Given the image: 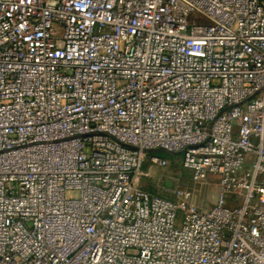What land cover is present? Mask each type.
<instances>
[{
    "label": "built area",
    "instance_id": "2783aa9c",
    "mask_svg": "<svg viewBox=\"0 0 264 264\" xmlns=\"http://www.w3.org/2000/svg\"><path fill=\"white\" fill-rule=\"evenodd\" d=\"M0 264H264V0H0Z\"/></svg>",
    "mask_w": 264,
    "mask_h": 264
},
{
    "label": "rangeland",
    "instance_id": "374dc122",
    "mask_svg": "<svg viewBox=\"0 0 264 264\" xmlns=\"http://www.w3.org/2000/svg\"><path fill=\"white\" fill-rule=\"evenodd\" d=\"M153 155L165 159L167 166L163 168H154L150 171L149 176H143L140 185L144 189L158 193L162 196L171 197V192L176 184L185 185L188 181L185 173L181 170L180 159L178 154H169L166 152H157ZM151 165L147 162L143 166V172H149ZM196 198L199 206L203 209L212 205L216 198V188L212 183L207 186H196Z\"/></svg>",
    "mask_w": 264,
    "mask_h": 264
},
{
    "label": "water",
    "instance_id": "95a60500",
    "mask_svg": "<svg viewBox=\"0 0 264 264\" xmlns=\"http://www.w3.org/2000/svg\"><path fill=\"white\" fill-rule=\"evenodd\" d=\"M147 152L153 154V153H157V152H166V151L163 149H157V150H148ZM169 154H171V153H169Z\"/></svg>",
    "mask_w": 264,
    "mask_h": 264
}]
</instances>
